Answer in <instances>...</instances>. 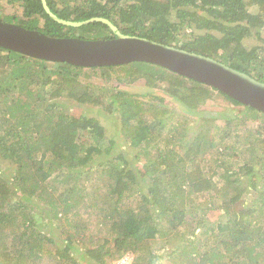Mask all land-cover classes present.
<instances>
[{"label": "trees", "instance_id": "obj_1", "mask_svg": "<svg viewBox=\"0 0 264 264\" xmlns=\"http://www.w3.org/2000/svg\"><path fill=\"white\" fill-rule=\"evenodd\" d=\"M45 1L61 19L105 18L122 34L211 57L264 83V0ZM5 2L17 8L0 9L8 23L50 37L114 38L102 23L57 24L40 0ZM112 73L121 84L160 89L150 100L85 82ZM214 99L228 105L225 114L201 112L191 131L165 104L200 116ZM60 100L100 108L116 126L110 132L97 117L59 110ZM127 148L137 151L134 162ZM239 154L247 158L235 167L227 158ZM0 159L14 168L10 181L0 177V264H115L128 254L130 264H158L148 245L172 236L169 264H264V113L193 80L146 63L86 68L0 48ZM17 190L46 204L34 213L14 205ZM78 204L88 224L75 223L55 247L41 227L57 228ZM94 214L96 235L86 237Z\"/></svg>", "mask_w": 264, "mask_h": 264}, {"label": "water", "instance_id": "obj_2", "mask_svg": "<svg viewBox=\"0 0 264 264\" xmlns=\"http://www.w3.org/2000/svg\"><path fill=\"white\" fill-rule=\"evenodd\" d=\"M40 2L49 19L61 26L80 28L95 22L102 23L115 38H57L15 24L0 22V48L34 59L86 68L130 63L151 64L213 88L243 106L264 113V83L245 73L211 57L122 34L105 18L96 17L80 22L61 19L48 8L45 0Z\"/></svg>", "mask_w": 264, "mask_h": 264}, {"label": "rangeland", "instance_id": "obj_3", "mask_svg": "<svg viewBox=\"0 0 264 264\" xmlns=\"http://www.w3.org/2000/svg\"><path fill=\"white\" fill-rule=\"evenodd\" d=\"M0 9L1 11H5V13L9 14V13H13L14 10H16L17 8L15 6H10L8 4H6L5 0H0ZM8 20L3 18L0 15V22L3 23H8ZM13 24V23H10ZM253 44V43H252ZM131 64V63H130ZM138 64H142V63H138ZM151 65V64H150ZM155 66V65H153ZM156 67V66H155ZM155 70V69H153ZM80 80L82 82V76L80 77ZM85 82H91L93 85L98 86V87H103L105 86L106 90H117V91H125L127 93H131V94H145L147 99H152L154 100L155 97L152 98L151 93H153L152 90H154V92H156V89H160L159 88H153L151 90H148V88L145 86L144 81L139 80L138 82L132 84V85H127V84H121L119 83L116 78L114 73L111 74L110 77V81L107 82H103L101 79H99V77H94V76H89L88 79L85 80ZM152 91V92H151ZM158 94H155V96H157ZM168 103V107H167V112L168 114H170L169 111H171L172 113L176 114L178 113L179 116H183L181 119L183 120V122H180V124L186 123L185 127L187 128L188 131L191 130H195L197 129L198 124H202V122L200 121V117L207 112H216V113H221V114H225L224 110L226 109V106H228L226 103L223 104L219 99H214L209 100L208 103H206V105H204L201 109H200V116L198 115H187L183 112L182 108L175 104L170 103L168 100H166V103ZM170 104V105H169ZM58 107L59 110H64L66 112L71 113L72 115H75L76 117H78L79 115H81L82 113H86L85 115L90 116V117H97L98 120L100 121L101 125L103 127H109L110 128V132H112V125L115 124L116 118L115 117H108L107 113L104 112V110H101L100 108H90L88 106H79L77 105L75 102L71 101V100H60V102H58ZM235 109V108H234ZM238 110V109H235ZM239 111V110H238ZM204 112V113H201ZM237 111H235L236 114ZM108 118V119H107ZM205 124V123H204ZM218 125H220L221 127L224 125L223 121H218L217 122ZM247 126L249 128H253L254 127V122H249ZM239 133L242 135V131H239ZM120 142L122 141V138H119ZM231 141H233V139H231L228 143H232ZM237 141H243V139L239 138L237 139ZM119 142V144H120ZM243 145V142H242ZM124 151H126L127 153V160L129 162H134V158L137 155V151L134 149H125ZM237 153L240 151V148L236 149ZM232 153H230L231 155ZM247 156H244L242 154H239V158L236 159L234 156L229 157L227 159H229L231 162H234L235 167H240L242 166V163L244 162L243 160L246 159ZM136 167L138 168V165H136ZM141 170V169H140ZM139 170V171H140ZM14 171V168L11 167L10 163H6L4 161H2L0 159V177H2L5 180H11V175L12 172ZM139 171H135L136 173ZM52 187L53 189L56 187L55 190V196L59 193V191L57 190V186L61 185V183H59V181L57 182H53L52 183ZM10 188L13 187L9 185ZM14 205H23V207H27L29 209H31L34 212H39L43 206L46 204L44 200H41L40 202H36L35 200H30L29 199V195L25 192H20L17 190V194L13 195L11 197V199H13ZM86 210H88L83 204H78L76 206V210L73 209L71 211H69V215L66 219V221L64 220H60V223H57L56 226L57 228H49L47 225L44 227L42 226L41 231L42 233L46 234L47 236H49L55 243V247H61L63 248V246H65L64 243H62V239H63V234L64 235H73L76 233V229L74 228L75 223H79V222H83L85 224H88V222L86 221V215L85 212ZM97 213V212H95ZM60 217V216H59ZM98 217L96 214L93 215V217H90V224H89V228L87 230H85V232L83 233L86 237H94L95 234V230L97 229L98 226ZM43 223V221H42ZM91 225V226H90ZM59 227V228H58ZM95 228V229H94ZM50 229V230H49ZM51 233V234H48ZM177 239H175L173 236L166 240L165 238H162V240L157 239L155 241H153V243H156V245H151L149 243L148 245V252L151 253V255L156 257V263L158 264H169L170 259L172 258V256L170 255V250L172 249V246L174 244H176ZM88 241H85V243H87ZM152 242V241H151ZM55 247H49L47 248V250L49 249H53ZM76 249H79L81 251H85V246H84V241L78 240L76 242ZM147 251H145L146 257L149 256L150 253H148ZM164 256H171V257H165L162 258ZM129 260L131 261L132 258H134L133 254H128L127 256ZM127 258V259H128Z\"/></svg>", "mask_w": 264, "mask_h": 264}, {"label": "clouds", "instance_id": "obj_4", "mask_svg": "<svg viewBox=\"0 0 264 264\" xmlns=\"http://www.w3.org/2000/svg\"><path fill=\"white\" fill-rule=\"evenodd\" d=\"M24 28V27H23ZM118 29V28H117ZM39 32V31H38ZM121 33V32H120ZM113 34V33H112ZM58 38V37H57ZM68 38V37H67ZM114 38H115V35H114ZM113 39V38H112ZM95 40H100V39H95ZM53 63V62H52ZM157 67V66H156ZM160 68V67H159ZM128 257H124V258H122L121 260H126V264H130V260H129V258L127 259ZM120 260V261H121ZM120 261H118L117 263H119ZM117 263H115V264H117Z\"/></svg>", "mask_w": 264, "mask_h": 264}, {"label": "built area", "instance_id": "obj_5", "mask_svg": "<svg viewBox=\"0 0 264 264\" xmlns=\"http://www.w3.org/2000/svg\"><path fill=\"white\" fill-rule=\"evenodd\" d=\"M117 264H126V260L124 259V260H121L119 263H117Z\"/></svg>", "mask_w": 264, "mask_h": 264}]
</instances>
